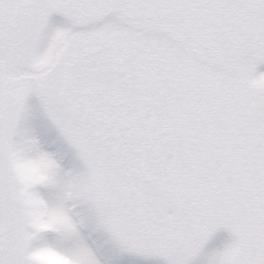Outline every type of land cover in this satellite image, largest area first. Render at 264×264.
I'll list each match as a JSON object with an SVG mask.
<instances>
[{
	"label": "snow or ice",
	"instance_id": "6c2138e0",
	"mask_svg": "<svg viewBox=\"0 0 264 264\" xmlns=\"http://www.w3.org/2000/svg\"><path fill=\"white\" fill-rule=\"evenodd\" d=\"M264 0H0V264H264Z\"/></svg>",
	"mask_w": 264,
	"mask_h": 264
},
{
	"label": "rangeland",
	"instance_id": "374dc122",
	"mask_svg": "<svg viewBox=\"0 0 264 264\" xmlns=\"http://www.w3.org/2000/svg\"><path fill=\"white\" fill-rule=\"evenodd\" d=\"M261 67L264 68V65H262Z\"/></svg>",
	"mask_w": 264,
	"mask_h": 264
}]
</instances>
